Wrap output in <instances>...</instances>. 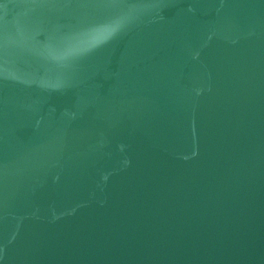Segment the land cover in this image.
Wrapping results in <instances>:
<instances>
[{
	"label": "water",
	"instance_id": "95a60500",
	"mask_svg": "<svg viewBox=\"0 0 264 264\" xmlns=\"http://www.w3.org/2000/svg\"><path fill=\"white\" fill-rule=\"evenodd\" d=\"M0 264H264V0H0Z\"/></svg>",
	"mask_w": 264,
	"mask_h": 264
}]
</instances>
